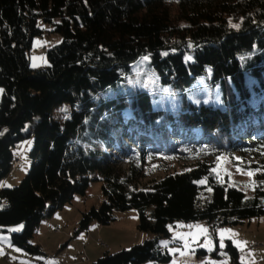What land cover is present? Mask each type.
Wrapping results in <instances>:
<instances>
[{"label": "trees", "instance_id": "1", "mask_svg": "<svg viewBox=\"0 0 264 264\" xmlns=\"http://www.w3.org/2000/svg\"><path fill=\"white\" fill-rule=\"evenodd\" d=\"M39 21L62 42L47 51L48 66L32 68V40L44 34ZM146 55L169 90L193 88L204 74L220 84L223 104L183 100L165 110L153 106L154 94L127 95L119 82ZM0 87V180L13 168L16 143L33 137L31 156L38 157L18 186L0 189V232L24 224L11 233L14 245L43 253L31 243L41 219L84 195L93 173L105 201L82 212L76 232L130 209L140 231L159 236L177 220L238 226L264 216V0H0ZM65 103L71 112L55 119L53 110ZM93 141L127 167L111 152L86 151ZM231 152L262 166L250 198L210 171L209 162ZM191 162V170L177 172ZM226 249L231 264H243L230 241ZM170 260L146 240L90 264Z\"/></svg>", "mask_w": 264, "mask_h": 264}, {"label": "rangeland", "instance_id": "2", "mask_svg": "<svg viewBox=\"0 0 264 264\" xmlns=\"http://www.w3.org/2000/svg\"><path fill=\"white\" fill-rule=\"evenodd\" d=\"M39 27L44 34L34 37L29 50L30 65L32 68H41L49 65L47 51L62 42V36L53 32V26L39 21ZM147 58V59H145ZM149 56H142L131 64L132 73L125 76V80L119 82L127 95H132L136 90L154 94L153 106L165 110H173L181 106L183 100L195 105L221 106L224 96L220 90V84L207 83L205 75H199L194 82V87L187 90L171 91L162 85L158 77L149 69ZM35 65V66H33ZM108 89L107 91H109ZM3 89L0 87V99ZM72 110L68 104L57 106L52 113L55 119L67 116ZM35 118L27 124L25 131L37 122ZM33 137L16 143L12 148L15 156H19L21 164L13 167L11 172L0 180V189L13 188L20 184L27 175L32 163L38 157L33 158ZM86 151L98 148L102 151V143L93 141V145L84 144ZM113 158L121 160L123 167H127L125 158L114 150L110 151ZM210 171L217 181L235 186L242 191L245 197L254 195V187L257 183V174L262 169L250 167L256 160L250 157H242L235 153L230 155L220 154L213 161ZM262 165V162H260ZM154 163L152 166H156ZM177 166L178 173L193 168V163ZM161 174H153L150 178L159 177ZM92 180L84 195L75 194L70 203L43 217L31 243L38 244L43 253H31L10 242L11 233L20 234L24 224L10 227L8 232H0V264H90L101 258L105 252L115 253L121 249L140 244L146 240H156L159 247L167 250L171 260L167 263L147 262L145 264H231V255L226 249L230 241L239 253V262L243 264H264V216L255 217L238 226L217 225L214 226L206 220L184 221L177 220L169 225V235L159 236L151 231L138 229L139 215L136 209L124 212L113 211L114 221L109 224H100L97 221L90 223L86 230L76 232L82 212L91 208L99 209L105 201L103 194V181L97 173H93ZM150 178H145L148 181ZM140 186L137 187L139 189ZM204 197L210 199L211 189H204ZM153 207L147 208L150 214ZM49 206L45 210L48 212ZM102 227V234H98L96 228ZM59 228V231L56 230ZM200 229H206L201 232ZM225 233L223 246H221V233ZM235 234V235H232ZM106 243L101 248L99 241ZM108 242L123 246L113 248ZM240 242V246L237 245ZM88 258H92L91 261Z\"/></svg>", "mask_w": 264, "mask_h": 264}, {"label": "crops", "instance_id": "3", "mask_svg": "<svg viewBox=\"0 0 264 264\" xmlns=\"http://www.w3.org/2000/svg\"><path fill=\"white\" fill-rule=\"evenodd\" d=\"M93 228H96V232L98 233V234H102V232H103V229H102V227H93ZM102 241V240H101ZM105 243V242H104ZM106 244V243H105ZM108 244L109 245H111L113 248H117V247H123V246H121V245H119V246H117V245H115L114 243H111V242H108ZM100 246V245H99ZM107 246V245H106ZM101 248H104V247H102V246H100ZM124 248V247H123ZM91 259L92 258H88V260L89 261H91ZM40 264H43V262H41ZM76 264V263H75ZM77 264H79V263H77Z\"/></svg>", "mask_w": 264, "mask_h": 264}, {"label": "built area", "instance_id": "4", "mask_svg": "<svg viewBox=\"0 0 264 264\" xmlns=\"http://www.w3.org/2000/svg\"><path fill=\"white\" fill-rule=\"evenodd\" d=\"M19 165V161H17V157L13 161V167H17ZM57 231H59V228H56ZM100 246H106V244L103 241H99Z\"/></svg>", "mask_w": 264, "mask_h": 264}, {"label": "snow or ice", "instance_id": "5", "mask_svg": "<svg viewBox=\"0 0 264 264\" xmlns=\"http://www.w3.org/2000/svg\"><path fill=\"white\" fill-rule=\"evenodd\" d=\"M234 27H238V25H236ZM145 59H147V58H145ZM33 66H35V65H33ZM200 231L201 232H206L207 230L206 229H200ZM220 235H221V246H223L222 241H223V238H224L225 233L222 232ZM232 235H235V234H232ZM237 245L240 246V242H237Z\"/></svg>", "mask_w": 264, "mask_h": 264}, {"label": "bare ground", "instance_id": "6", "mask_svg": "<svg viewBox=\"0 0 264 264\" xmlns=\"http://www.w3.org/2000/svg\"><path fill=\"white\" fill-rule=\"evenodd\" d=\"M102 148H103V147H102ZM106 150H107V148H106ZM102 151H104V149H103ZM17 161H19V165H20V164H21V159H20L19 156H17ZM103 247H106V246H103Z\"/></svg>", "mask_w": 264, "mask_h": 264}]
</instances>
